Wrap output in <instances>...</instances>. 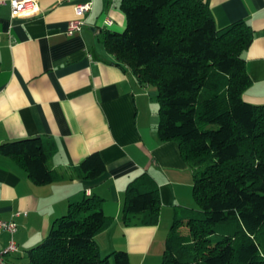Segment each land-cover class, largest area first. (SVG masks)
Here are the masks:
<instances>
[{"label":"crops","instance_id":"1","mask_svg":"<svg viewBox=\"0 0 264 264\" xmlns=\"http://www.w3.org/2000/svg\"><path fill=\"white\" fill-rule=\"evenodd\" d=\"M85 0H38V10L12 17L0 0V144L39 137L55 146L49 167L61 174L35 184L10 156L0 152V218L16 230L0 232V249L12 238L5 264H28L68 199L85 191L103 199L109 225L95 236L102 255L128 253L130 264H156L177 208L196 206L192 188L198 168L187 163L176 140H161L156 89L140 85L105 48L101 32L123 31L121 0H91L79 32L66 33L74 6ZM217 28L245 21L253 40L244 51L251 84L243 99L264 104V0H202ZM110 18L112 24L104 25ZM99 152L105 171L94 179L70 178L80 161ZM146 172L156 183L160 207L155 225L124 222L127 184Z\"/></svg>","mask_w":264,"mask_h":264},{"label":"trees","instance_id":"2","mask_svg":"<svg viewBox=\"0 0 264 264\" xmlns=\"http://www.w3.org/2000/svg\"><path fill=\"white\" fill-rule=\"evenodd\" d=\"M126 26L105 29L102 42L140 85L156 89L161 140H176L183 159L197 166L196 206L177 208L160 264H264V104L243 99L251 84L244 51L253 30L243 20L217 28L202 0H121ZM35 184L61 179L49 167L53 143L39 137L0 144ZM105 171L97 151L70 178ZM103 199L72 195L43 240L28 249V264H130L128 253L102 255L95 236L110 223ZM160 199L143 172L126 186L124 222L155 225Z\"/></svg>","mask_w":264,"mask_h":264},{"label":"built area","instance_id":"3","mask_svg":"<svg viewBox=\"0 0 264 264\" xmlns=\"http://www.w3.org/2000/svg\"><path fill=\"white\" fill-rule=\"evenodd\" d=\"M10 13L12 17L28 14L38 10V0H9ZM92 9V1L85 0L74 6L75 18L68 22L66 33L71 35L75 32H79L85 22L86 15ZM104 25L109 26L112 24L110 18L103 20ZM6 230L11 234L16 230V224L13 221H5L0 218V232ZM17 250V246L14 240L11 238L4 249H0V264H5L4 254L8 252H14Z\"/></svg>","mask_w":264,"mask_h":264},{"label":"rangeland","instance_id":"4","mask_svg":"<svg viewBox=\"0 0 264 264\" xmlns=\"http://www.w3.org/2000/svg\"><path fill=\"white\" fill-rule=\"evenodd\" d=\"M151 88H152V89H154V87H153V86H152ZM170 225H171V224H170ZM169 228H170V227H169ZM161 260H162V258H161ZM161 260H160V262H159V263H156V264H160V263H161Z\"/></svg>","mask_w":264,"mask_h":264}]
</instances>
